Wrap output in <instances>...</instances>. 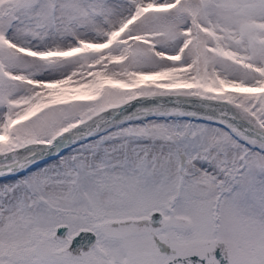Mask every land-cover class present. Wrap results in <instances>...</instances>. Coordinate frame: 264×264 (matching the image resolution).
Here are the masks:
<instances>
[{"label": "snow or ice", "instance_id": "6c2138e0", "mask_svg": "<svg viewBox=\"0 0 264 264\" xmlns=\"http://www.w3.org/2000/svg\"><path fill=\"white\" fill-rule=\"evenodd\" d=\"M0 181V264H264V0H0Z\"/></svg>", "mask_w": 264, "mask_h": 264}, {"label": "rangeland", "instance_id": "374dc122", "mask_svg": "<svg viewBox=\"0 0 264 264\" xmlns=\"http://www.w3.org/2000/svg\"><path fill=\"white\" fill-rule=\"evenodd\" d=\"M66 154V153H65ZM52 161H49V163H51ZM43 166V165H42ZM0 182H3V181H0Z\"/></svg>", "mask_w": 264, "mask_h": 264}]
</instances>
